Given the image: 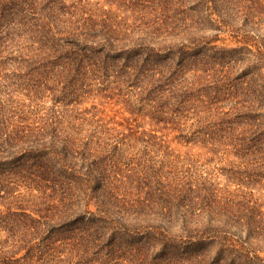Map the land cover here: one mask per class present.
Returning <instances> with one entry per match:
<instances>
[{"label":"trees","instance_id":"trees-1","mask_svg":"<svg viewBox=\"0 0 264 264\" xmlns=\"http://www.w3.org/2000/svg\"><path fill=\"white\" fill-rule=\"evenodd\" d=\"M85 1L0 0V196L22 185L36 207L0 204V264H264V201L252 190L264 185V0H165L163 14L144 11L143 26L120 31ZM227 32L256 37L258 50L214 45ZM201 70L223 74L198 85ZM87 75L137 101L169 92L175 117L240 91L241 108L197 119L190 137L224 150L227 186L203 174L165 182L126 156L116 137L145 153V131L124 135L101 119L93 133L103 139L85 138L58 117L37 119L33 102H73Z\"/></svg>","mask_w":264,"mask_h":264},{"label":"rangeland","instance_id":"rangeland-1","mask_svg":"<svg viewBox=\"0 0 264 264\" xmlns=\"http://www.w3.org/2000/svg\"><path fill=\"white\" fill-rule=\"evenodd\" d=\"M88 1L97 8L98 12L101 9L102 13H107L114 18L118 23L115 27L120 31L126 26L129 28L143 26L146 21L145 12L151 13L153 16L163 14L162 9L165 0H143V2L141 0H86L85 3ZM151 2H154L155 8H158V10L155 9L153 11L148 7ZM91 8L93 10L92 5ZM213 35L215 36V34ZM255 40L250 36L245 37L244 35L227 32L219 34V40L214 45L219 48L244 47L253 52L258 50ZM248 56L251 62L256 60L254 56ZM226 65L227 68H225L224 73L229 71L228 78L232 80L236 73L235 65L233 62ZM198 74L202 76L200 78L202 80L197 79L196 83L203 85V83H207L205 82L206 79L214 83L222 76L223 71L203 72L201 70ZM94 83L95 79L93 80L92 76L87 75L85 77L86 86L83 85L78 88L75 100L73 102L70 100L71 97H74V93H71L70 97L65 98V102L57 104L56 107H53L51 101L42 95L43 98L32 103L35 107L33 109L36 112L37 119L44 121L48 116L58 117L57 121L61 122L60 125L63 127L69 126V131L72 135L84 136L85 138L89 137L90 134H94L95 126L98 124L97 120L101 119L108 121L110 123L109 126L122 131L124 135H128L130 131L139 130L137 133V137H139L145 131L147 135L144 138H151L150 140L152 141L148 144L149 148L145 153H143L144 143L138 141L135 137L123 135L116 137L117 141L124 139V143L130 145L131 148L123 145L126 150L124 152L126 156L130 158L134 156L135 162L139 158L146 160V163H149L148 166L152 164L154 171L158 172L157 174L165 182H175L178 178L186 179L187 177L203 174L204 177H208L212 182L218 183L217 185H220V187L225 188L227 186L228 181L219 170L223 166L221 161L224 160L222 154L224 150L221 149L218 153H215L210 143L199 141L202 135L197 136V138L190 137H193L192 132L195 129L197 119L201 122H206L217 118L218 115H224L229 110L234 113V109H237V107L241 108L242 99H245V97L240 91L230 92L231 95L227 96L223 94L225 97L217 104L211 105L204 114L200 113L202 107L198 103L192 102L185 108H181L180 115L175 117L174 113L168 112V107L173 105V100L171 99L173 97L169 92L161 94L156 101L146 98L142 102L137 101L138 96L133 89L128 90L125 87L105 83L109 88L100 91L103 84L98 87ZM90 85L92 86L89 87ZM212 90V88L209 89L210 92ZM26 103L29 104L30 101L26 100ZM82 118L85 120H82ZM94 135L96 136L95 139L103 137L100 134ZM6 180L12 183L11 178H5L1 183L6 185ZM229 186L231 190H235L238 187L236 184ZM252 188L254 198L264 201V185H253ZM243 190L250 191L245 186ZM13 193L15 198L9 197L6 191H3L2 195L4 197L1 198L0 196V204L7 205L10 202L28 210L36 209V207L32 206L33 196L29 195L30 191L25 186L17 187Z\"/></svg>","mask_w":264,"mask_h":264}]
</instances>
